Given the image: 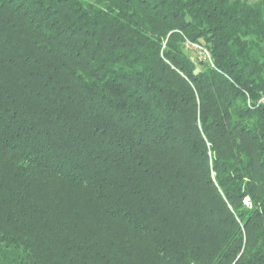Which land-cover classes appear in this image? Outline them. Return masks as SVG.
<instances>
[{
	"label": "trees",
	"instance_id": "trees-1",
	"mask_svg": "<svg viewBox=\"0 0 264 264\" xmlns=\"http://www.w3.org/2000/svg\"><path fill=\"white\" fill-rule=\"evenodd\" d=\"M264 0H0V264H264Z\"/></svg>",
	"mask_w": 264,
	"mask_h": 264
},
{
	"label": "built area",
	"instance_id": "built-area-1",
	"mask_svg": "<svg viewBox=\"0 0 264 264\" xmlns=\"http://www.w3.org/2000/svg\"><path fill=\"white\" fill-rule=\"evenodd\" d=\"M259 103H264V95L261 97V99L259 100Z\"/></svg>",
	"mask_w": 264,
	"mask_h": 264
}]
</instances>
